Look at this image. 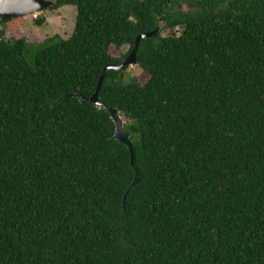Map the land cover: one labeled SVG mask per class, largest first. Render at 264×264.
I'll return each instance as SVG.
<instances>
[{"label": "trees", "instance_id": "16d2710c", "mask_svg": "<svg viewBox=\"0 0 264 264\" xmlns=\"http://www.w3.org/2000/svg\"><path fill=\"white\" fill-rule=\"evenodd\" d=\"M52 1L74 28L33 64L0 30V264H264V0ZM157 27L148 81L109 70L98 94L132 166L85 99Z\"/></svg>", "mask_w": 264, "mask_h": 264}, {"label": "rangeland", "instance_id": "374dc122", "mask_svg": "<svg viewBox=\"0 0 264 264\" xmlns=\"http://www.w3.org/2000/svg\"><path fill=\"white\" fill-rule=\"evenodd\" d=\"M34 15L35 17H33ZM20 18L25 21V25L20 27L19 30H11L12 27L11 29H5L6 27L8 28V26L5 28L0 26V30L4 29V38L6 39H26L31 49L28 51V55H26V60L30 64H33L32 54L38 48L37 44L50 38H58L59 40L67 39L72 34L76 18V8L74 6H64L55 10H50L49 8L42 13ZM39 18L44 19L41 26L35 24V20ZM165 34L166 33L162 32V35ZM128 49L127 46L120 49L111 46L109 53L112 57L119 58L124 56ZM125 71L128 76L135 78L140 85H144L149 79V75L142 71L137 65L129 66ZM122 120L125 122L124 118H122Z\"/></svg>", "mask_w": 264, "mask_h": 264}, {"label": "water", "instance_id": "95a60500", "mask_svg": "<svg viewBox=\"0 0 264 264\" xmlns=\"http://www.w3.org/2000/svg\"><path fill=\"white\" fill-rule=\"evenodd\" d=\"M53 2L46 1V0H0V23L3 21H8L10 19L18 18V17H27L32 14L36 13H42L43 11L49 9L52 6ZM159 32V27L155 28L154 30L139 34L135 37L132 49L128 56L123 60V62L120 65H113L109 64L106 65L98 78L96 90L93 93V95L85 99V101H89L90 103L94 104L98 108H103L106 110L113 121L116 124L115 133H116V140L123 143L128 147L129 154H130V163L132 166H134L133 162V146L128 138V135L125 134L123 130L124 122L122 120V117L119 116L118 112L114 109L109 108L105 104H103L99 98V90L102 85V82L104 80V77L106 73L109 70H116V71H122L125 70L129 66L138 65L136 60V53L138 49V45L140 41H142L145 38H150L157 34ZM136 176L134 178V181L131 186H133L137 181V171H135ZM128 191L126 192L127 195Z\"/></svg>", "mask_w": 264, "mask_h": 264}, {"label": "flooded vegetation", "instance_id": "af4514ba", "mask_svg": "<svg viewBox=\"0 0 264 264\" xmlns=\"http://www.w3.org/2000/svg\"><path fill=\"white\" fill-rule=\"evenodd\" d=\"M46 1H50V2H53L52 0H46ZM54 2L52 3V6H53ZM52 6L50 7V10L52 8ZM64 7V6H63Z\"/></svg>", "mask_w": 264, "mask_h": 264}, {"label": "built area", "instance_id": "2783aa9c", "mask_svg": "<svg viewBox=\"0 0 264 264\" xmlns=\"http://www.w3.org/2000/svg\"><path fill=\"white\" fill-rule=\"evenodd\" d=\"M33 17H35V15Z\"/></svg>", "mask_w": 264, "mask_h": 264}]
</instances>
